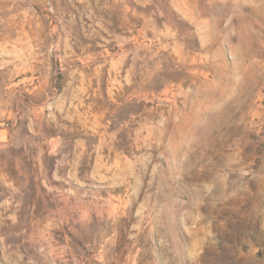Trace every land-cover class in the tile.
Masks as SVG:
<instances>
[{"label": "rangeland", "instance_id": "374dc122", "mask_svg": "<svg viewBox=\"0 0 264 264\" xmlns=\"http://www.w3.org/2000/svg\"><path fill=\"white\" fill-rule=\"evenodd\" d=\"M0 264H264V0H0Z\"/></svg>", "mask_w": 264, "mask_h": 264}, {"label": "crops", "instance_id": "0c3cea01", "mask_svg": "<svg viewBox=\"0 0 264 264\" xmlns=\"http://www.w3.org/2000/svg\"><path fill=\"white\" fill-rule=\"evenodd\" d=\"M32 1H34V3H36V5H37V4H41V3L45 2L46 0H32Z\"/></svg>", "mask_w": 264, "mask_h": 264}]
</instances>
